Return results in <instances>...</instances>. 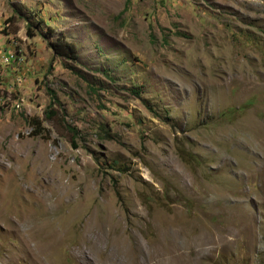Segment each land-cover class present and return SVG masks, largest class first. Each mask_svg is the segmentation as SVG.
<instances>
[{
  "label": "rangeland",
  "instance_id": "374dc122",
  "mask_svg": "<svg viewBox=\"0 0 264 264\" xmlns=\"http://www.w3.org/2000/svg\"><path fill=\"white\" fill-rule=\"evenodd\" d=\"M0 264H264V0H0Z\"/></svg>",
  "mask_w": 264,
  "mask_h": 264
},
{
  "label": "trees",
  "instance_id": "16d2710c",
  "mask_svg": "<svg viewBox=\"0 0 264 264\" xmlns=\"http://www.w3.org/2000/svg\"><path fill=\"white\" fill-rule=\"evenodd\" d=\"M50 48L52 49V52L55 56L57 57H65V58H69V59H75L74 57V52L75 49L73 47V45L69 42H67L63 36H61L60 38H57L55 41L53 42H49ZM138 94V93H136ZM53 102V100H52ZM50 108V104L48 106V111H45L44 113V117L48 118L51 114L52 111H49ZM238 111H241L239 109H236ZM235 110H233L234 112ZM230 113V112H229ZM32 127L34 128V130H36L37 133H35V135H40V130H41V123L39 122L38 119H31L30 120ZM74 145V144H73Z\"/></svg>",
  "mask_w": 264,
  "mask_h": 264
},
{
  "label": "built area",
  "instance_id": "2783aa9c",
  "mask_svg": "<svg viewBox=\"0 0 264 264\" xmlns=\"http://www.w3.org/2000/svg\"><path fill=\"white\" fill-rule=\"evenodd\" d=\"M5 60H8V59H3V60H2V63H4Z\"/></svg>",
  "mask_w": 264,
  "mask_h": 264
}]
</instances>
